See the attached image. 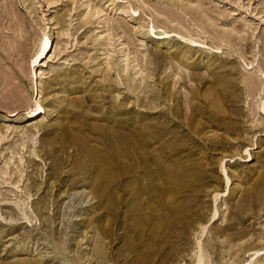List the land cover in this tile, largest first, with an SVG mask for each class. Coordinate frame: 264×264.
Wrapping results in <instances>:
<instances>
[{
    "label": "rangeland",
    "instance_id": "1",
    "mask_svg": "<svg viewBox=\"0 0 264 264\" xmlns=\"http://www.w3.org/2000/svg\"><path fill=\"white\" fill-rule=\"evenodd\" d=\"M46 34L51 48L34 62ZM252 75L255 90L244 81ZM262 87L264 0H0V264H94L84 249L86 224L102 210L70 190L60 197L47 190L44 153L59 152L60 124L76 131L81 119L102 123L97 118L116 105L122 116L160 125L161 136L197 165L199 190L182 220L205 219L197 239L210 264H264ZM78 100L82 108L74 107ZM214 101L226 111L222 127L206 120ZM35 102L43 108L32 116ZM190 106L203 110L196 132L183 122ZM34 121L51 133L29 129ZM41 197L48 221L34 211ZM125 221L120 200L107 222L105 264L194 263V222L167 237V228L151 236V224ZM25 234L33 241L18 236Z\"/></svg>",
    "mask_w": 264,
    "mask_h": 264
},
{
    "label": "bare ground",
    "instance_id": "2",
    "mask_svg": "<svg viewBox=\"0 0 264 264\" xmlns=\"http://www.w3.org/2000/svg\"><path fill=\"white\" fill-rule=\"evenodd\" d=\"M52 42L50 34L43 37L37 46L34 62L47 55ZM254 80L257 81V76L244 78L246 84L252 88L257 85ZM261 91L264 92V87ZM224 92V88L218 89V93L225 96ZM224 102L229 105L233 103L232 99H227L226 96L222 98V103ZM83 105L82 100L74 103L75 108H82ZM35 106V109L31 110L32 116L42 111L43 108L38 102H35ZM211 106L216 114L210 111L206 120L222 127L224 124L221 117L226 111L219 101L212 102ZM259 107L264 111V99ZM190 110L191 117L188 119H186L187 116L184 117L183 122L187 127L194 128L196 132L200 127L194 125V119L203 110L194 106H190ZM122 113L116 105L111 112L104 113L97 118L102 123H89L86 118L81 119L76 131L60 124L61 131L54 138L59 141L57 149L59 152L56 155L50 153L51 150L44 153L46 158L51 159L46 179L50 180L47 190L55 188V196L58 197L70 190L72 194H79L78 198L83 199L81 202L89 203V206L95 210H102V213H95L89 217L88 224H86L90 236L84 249L89 250L88 257L94 258V264H105L108 261L105 258L104 241L108 237L107 222L115 215L116 205L120 200L126 209L125 225H134L135 222L151 224L149 233L151 236H157L158 232L167 228V237H177L179 231H175L176 226L181 231H186L194 222L183 221L182 216L187 209L190 195L199 190L200 178L191 172L197 165L189 155L185 159L180 155L181 150L174 139L162 137L160 125L145 121L144 118L122 116ZM43 125L42 121H34L28 128L38 126V130L42 128L47 135L50 134L51 132L46 129L48 126ZM34 135L35 133L30 134L32 138ZM54 140L51 139L48 143ZM216 141L208 139L207 143L215 146ZM223 157L219 158V162L223 160ZM220 165L223 169L222 162ZM66 167L68 169L64 170ZM79 187H84L81 192H78ZM217 194L215 192L212 195L214 200ZM91 200H93L92 203H90ZM45 206L46 199L41 197L35 202L34 211L39 217L43 216V220L48 221L50 218L45 215ZM19 210L24 218L30 221L23 210ZM2 215H5L2 217L5 220L13 219L11 211H3ZM216 215L217 210L214 209L212 217ZM104 216L108 218L105 220ZM205 222V219L201 217L195 218L192 231L196 239L205 233L207 228ZM68 225L71 224L68 223ZM181 235H183L182 232L179 237ZM18 236L30 237L33 241V237L27 234ZM83 237L86 238L85 235ZM63 244L64 247L61 248L65 249L66 241H61V245ZM196 246L197 251L193 264H210V255L201 246L199 239L196 241ZM56 247L59 246L56 245ZM44 250H47V247ZM84 256L87 257V253L79 255L78 259L82 260Z\"/></svg>",
    "mask_w": 264,
    "mask_h": 264
}]
</instances>
